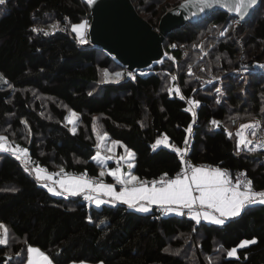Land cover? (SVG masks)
<instances>
[{
	"label": "trees",
	"instance_id": "obj_1",
	"mask_svg": "<svg viewBox=\"0 0 264 264\" xmlns=\"http://www.w3.org/2000/svg\"><path fill=\"white\" fill-rule=\"evenodd\" d=\"M180 1L131 0L155 30ZM229 19L216 11L170 31L164 60L125 79L119 63L80 44L72 32L73 25L90 22L82 0H6L0 5V75L7 81H0V135L26 148L35 165L99 177L100 165L92 159L97 116L103 133L135 153L133 173L143 180L176 173V153L151 145L167 136L181 148L192 123L187 156L193 165L244 170L254 190H264V150L237 155L235 147L238 127L247 120L259 122L264 133V73L258 71L264 65V0L239 26ZM105 70H124L123 77L105 83ZM172 75L184 97L199 101L194 123L184 100L169 94ZM71 111L79 114L75 134L65 123ZM0 223L8 229L0 255L11 256L2 264H24L28 246L44 251L52 264H264V205L247 207L223 226L197 225L154 208L149 213L122 204L97 208L81 196L51 195L3 152ZM252 239L257 242L238 247ZM232 248L238 258L227 256ZM213 255L215 261L209 260Z\"/></svg>",
	"mask_w": 264,
	"mask_h": 264
},
{
	"label": "snow or ice",
	"instance_id": "obj_2",
	"mask_svg": "<svg viewBox=\"0 0 264 264\" xmlns=\"http://www.w3.org/2000/svg\"><path fill=\"white\" fill-rule=\"evenodd\" d=\"M86 2L91 5L94 3V0H86ZM5 3L6 0H0V5H4ZM257 3L258 0H186L185 6L195 5L200 12H204L205 9L214 6L222 7L229 12H234L237 17L243 19ZM56 28L57 25H52L53 30ZM85 28L86 22L73 25L71 28L72 32L76 34L78 42L82 45L87 42L84 36ZM32 31L43 30L33 28ZM44 34L47 35L48 33L45 32ZM220 35L223 36L224 32H220ZM172 47H175V45H172ZM259 67L264 69V65ZM247 70V68L243 69V71ZM189 74L191 75V69H189ZM103 77L105 83H115L119 82L123 74L119 71L110 74L105 70ZM176 80L177 77L172 75L171 81L175 82ZM0 81L7 83L2 75H0ZM168 91L170 95L174 92L179 99H185L178 87L169 88ZM215 91L220 93L221 89L217 87ZM187 103L189 107L184 110L192 113L194 123L196 116L194 108L199 105V101L189 99ZM77 120L78 114L75 112H71L69 116L65 117L66 123L73 125L70 129L73 134L76 131L75 124ZM22 123L25 122L22 121ZM211 123L214 127H219L218 121L213 120ZM259 126V122L241 124L239 126L235 134L237 155L244 151L256 153L258 147L264 150V137L258 141V147H252L253 140L249 139V136L253 138L257 136L256 129ZM25 127H27L26 123ZM185 131L189 135L191 134L192 123L188 125ZM93 133L97 137L96 147L98 151L92 159L101 166L100 179L97 180L88 178L86 173L79 176L64 174L63 168H61L59 173L48 174L46 169L38 165L33 166V161L26 148H22L19 145L13 147L7 143L6 137L3 135H0V152L10 153L21 163L24 171L30 175L34 174L37 183L46 188L51 195L64 196L65 198L82 196L85 201L94 203L97 208L104 204H111L115 207L119 203L126 205L128 209L135 212L149 213L152 211V206H156L165 215L174 213L177 216H183L187 214L197 225L201 221H205L209 224L223 226L229 219L239 217L247 207L264 205V190H254L253 182L247 179L245 173H240L235 182H233L229 177L228 171L225 169L220 167H196L190 164L186 159L189 145L188 135L184 138L183 143L185 147L183 149L170 144L167 136H164L162 139H156L151 145L154 151L161 145L165 149L174 151L180 159L181 171L174 179L162 178L149 182L141 180L132 173V169L135 166L133 162L135 153L126 147L124 148L126 155L116 159L117 167L106 170V161L114 159L115 153L104 156L102 152H112L114 147L124 146L116 140H111L110 144L107 143L109 140L107 134L99 133L95 127L93 128ZM225 134L229 138L232 137V133L228 129H225ZM28 135H31L30 131ZM121 161L126 164L127 173L121 171ZM54 175L61 176V178L55 180L53 179ZM105 175L112 177L115 184L120 185L119 191L116 190L112 183L104 182L103 177ZM185 210H187V213H185ZM89 222H92L91 218H89ZM7 234L8 229L4 224L0 223V245H7ZM256 242L255 239L243 240L238 247L243 248ZM236 251V248H232L227 251V256L229 258L236 257ZM27 252V264H52L49 257L37 248L28 247ZM173 254L178 255V253Z\"/></svg>",
	"mask_w": 264,
	"mask_h": 264
},
{
	"label": "water",
	"instance_id": "obj_3",
	"mask_svg": "<svg viewBox=\"0 0 264 264\" xmlns=\"http://www.w3.org/2000/svg\"><path fill=\"white\" fill-rule=\"evenodd\" d=\"M82 1L90 11L88 37L84 45L100 49L112 57L124 68L125 79L164 60L163 42L170 31L198 23L216 11H222L229 18H237L242 24L251 18L261 2L258 0L249 14L240 19L222 7L214 6L200 12L195 5L185 6L186 0H182L160 17L155 30L138 14L131 0H94L91 5L86 0ZM10 259L11 256L0 255V264Z\"/></svg>",
	"mask_w": 264,
	"mask_h": 264
},
{
	"label": "rangeland",
	"instance_id": "obj_4",
	"mask_svg": "<svg viewBox=\"0 0 264 264\" xmlns=\"http://www.w3.org/2000/svg\"><path fill=\"white\" fill-rule=\"evenodd\" d=\"M85 22H86V21H84V22H82V23H85ZM80 24H81V23H80ZM88 24H89V23L86 22V28H85V30H84V36H85V39H86V40H87V37H88V36H87ZM75 25H77V24H75ZM225 32H226V31H225ZM123 71H124V70H123ZM123 71H119V72L123 73ZM108 72H109L110 74H112V73H115L116 71H114V72H110V71H108ZM103 73H104V71H103L102 74H101V80H104ZM170 83H171V82H170ZM169 86H170V84L168 85V87H169ZM172 86L174 87V83L172 84ZM71 112H73V111H71ZM71 112H69V113L67 114V116H69V114H70ZM67 116H66V117H67ZM78 119H79V114H78ZM65 123H66V121H65ZM77 123H78V120H77V122H76V124H75V127H76ZM249 123H253V121H252V120H247V121H245V123H243V124H249ZM99 124H100V123H99L98 117L95 116V120H94L93 128L95 127L99 133L103 134V132H102L101 127H100ZM69 125H70V128L73 127L72 124H69ZM238 129H239V127H238ZM256 131L259 132L258 129H256ZM259 135H260V134H259ZM259 135H258V136H259ZM258 136H256L255 138L249 136V139H252L253 141H256V140L258 139ZM262 137H264V133L261 134V137L258 139V141H260V139H261ZM95 138H96V144H97V137H96V135H95ZM108 138H109V137H108ZM256 138H257V139H256ZM111 140H113V139H110V138H109V140L107 141V143L110 144ZM258 141L256 142V146H257V144H258ZM120 144H121V143H120ZM117 147H118V146L114 147L113 150H112V152H102V154H103L104 156H109V155H112L113 153H115V155H116V154H118V152H117ZM22 148H23V147H22ZM122 150H124V149L121 148L120 151H122ZM97 151H98V149H97V147H96V152H95L94 155H96ZM124 155H126V153H125V151H122V153L119 154L118 156H115V158L118 159L120 156H124ZM112 160H113V159H112ZM112 160H107V161H106L105 169L109 168V164L112 162ZM95 162H96V161H95ZM121 163H122V165H124V168H125V170H126V169H127V168H126V164H125L123 161H121ZM33 166H37V165H35V164L33 163ZM38 166H39V165H38ZM40 167H41V166H40ZM42 168L45 169V167H42ZM100 168H101V166H100ZM109 169H112V168H109ZM46 170H47V169H46ZM60 170H61V169H59V168H56V169H54V170H47V173H48V174H55V173H59ZM100 171H101V170H100ZM64 174H67V173L64 171ZM70 175L77 176V174H70ZM106 176H107V175H105V177H106ZM105 177H103V178H105ZM60 178H61V176H58V175H54V176H53V179H55V180H58V179H60ZM28 247H33V246H28ZM28 247H27V249H28ZM33 248H37V247H33ZM27 249H26V260H25V263H24V264H27V258H28V252H27ZM37 249H39V248H37ZM39 250H40V249H39ZM40 251L43 252L45 255H47L44 251H42V250H40ZM47 256H48V255H47ZM216 257H217V255H213V256L209 257V260H211V261H215ZM84 264H87V263H84Z\"/></svg>",
	"mask_w": 264,
	"mask_h": 264
},
{
	"label": "built area",
	"instance_id": "obj_5",
	"mask_svg": "<svg viewBox=\"0 0 264 264\" xmlns=\"http://www.w3.org/2000/svg\"><path fill=\"white\" fill-rule=\"evenodd\" d=\"M229 23H230L231 25H233L234 27L240 25V23H239V21H238L237 18H230V19H229ZM258 71H259L260 73H264V69H262V68H260ZM138 73H140V71H139ZM175 87H178V88H179L178 84L174 82V87H173V88H175ZM189 99L192 100L191 97H185V99H184V102H185V104H186V105H185V108L189 107V105H188V103H187V101H188ZM194 111H195V113H196V108H194ZM189 113L192 115L191 112H189ZM192 116H193V115H192ZM190 135H191V134H190ZM190 135L188 136V139H189L188 152H189V147H190ZM184 147H185V145H183L181 148L183 149ZM188 152H187V154H188ZM178 158H179V157H178ZM186 159H187V161H188L190 164H192V163L190 162L188 156H186ZM179 162H180V159H179ZM192 165H193V164H192ZM193 166H196V167H215V166H213V165H202V164H200V165H193ZM120 167H121V171L124 172V171H123V165H122V164H120ZM220 168L225 169V170L228 171V173H229V177H230V179L233 180V182H235L236 178L240 175V173H245L244 170H241V171H231V170L228 169V168H223V167H220ZM180 171H181V163H180V166H179L178 170L176 171V173H175L174 175H169V174H167V173H161V174H159L156 178H153V179H143V180H146V181L151 182V181H154V180H160V179H162V178L174 179V178L176 177V175H177ZM65 172H66V171H65ZM66 173H67V174H73V173H71V172H66ZM165 174H166V175H165ZM77 175H79V174H77ZM246 177H247V176H246ZM88 178L93 179V180H97V179H99L98 177H92V176H89ZM247 179H248V178H247ZM83 200H84V199H83ZM84 201H85V200H84ZM156 210H157L158 212L162 213V211H161L159 208H156Z\"/></svg>",
	"mask_w": 264,
	"mask_h": 264
},
{
	"label": "crops",
	"instance_id": "obj_6",
	"mask_svg": "<svg viewBox=\"0 0 264 264\" xmlns=\"http://www.w3.org/2000/svg\"><path fill=\"white\" fill-rule=\"evenodd\" d=\"M258 129V128H257ZM259 130V129H258ZM260 134V135H259ZM261 134H262V132H260V130H259V132H257V136H258V139L261 137ZM257 139V138H256ZM258 139L256 140V141H253V145H251L252 147H258V144H257V146H256V142L258 141ZM121 148H123L124 149V147H120V146H118L117 147V152H118V154H116L115 156H118L119 154H121L122 153V151H124V150H122V151H120V149ZM258 150L260 151L261 149L258 147ZM263 151V150H262ZM112 164V165H111ZM115 167H117V163H116V158H114L113 160H112V162L109 164V168H115ZM109 168H107L106 170H110ZM126 168H127V166H126ZM123 171H124V173H127L128 172V169H126L125 170V168H124V165H123ZM132 173H133V169H132ZM134 174V173H133ZM68 175H70V174H68ZM79 175H81V174H79ZM79 175H77V176H79ZM88 177V176H87ZM105 177V176H104ZM99 179H100V177H98ZM103 180H104V182L105 183H112L114 186H115V188H116V190L117 191H119V188H120V185H116L115 184V181L112 179V177H110V176H108V178H103ZM82 197V196H81ZM83 198V197H82ZM91 204H93V205H95L94 203H91ZM117 204H119V203H117ZM116 204V205H117ZM108 205H111V204H108ZM156 209L157 207L156 206H152V209ZM185 213H187V210H185ZM161 214H163V213H161ZM172 214H174V213H172ZM183 216H187L188 217V215L187 214H185V215H183ZM201 222H205V221H201ZM207 223V222H206Z\"/></svg>",
	"mask_w": 264,
	"mask_h": 264
},
{
	"label": "bare ground",
	"instance_id": "obj_7",
	"mask_svg": "<svg viewBox=\"0 0 264 264\" xmlns=\"http://www.w3.org/2000/svg\"><path fill=\"white\" fill-rule=\"evenodd\" d=\"M122 164V163H121Z\"/></svg>",
	"mask_w": 264,
	"mask_h": 264
}]
</instances>
